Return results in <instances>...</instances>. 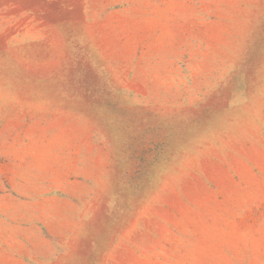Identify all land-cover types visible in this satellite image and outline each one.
<instances>
[{
	"label": "rangeland",
	"instance_id": "374dc122",
	"mask_svg": "<svg viewBox=\"0 0 264 264\" xmlns=\"http://www.w3.org/2000/svg\"><path fill=\"white\" fill-rule=\"evenodd\" d=\"M0 264H264V0H0Z\"/></svg>",
	"mask_w": 264,
	"mask_h": 264
}]
</instances>
